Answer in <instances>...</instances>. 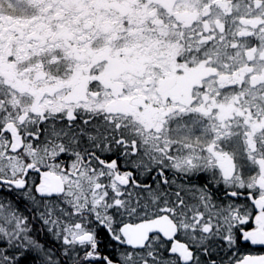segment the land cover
<instances>
[{
  "label": "snow or ice",
  "instance_id": "snow-or-ice-1",
  "mask_svg": "<svg viewBox=\"0 0 264 264\" xmlns=\"http://www.w3.org/2000/svg\"><path fill=\"white\" fill-rule=\"evenodd\" d=\"M0 264H264V0H0Z\"/></svg>",
  "mask_w": 264,
  "mask_h": 264
}]
</instances>
